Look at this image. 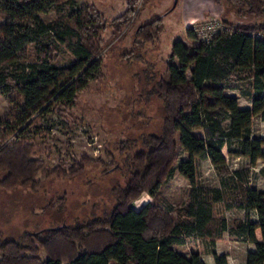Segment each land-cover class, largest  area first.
Listing matches in <instances>:
<instances>
[{"label": "trees", "instance_id": "obj_1", "mask_svg": "<svg viewBox=\"0 0 264 264\" xmlns=\"http://www.w3.org/2000/svg\"><path fill=\"white\" fill-rule=\"evenodd\" d=\"M69 1L0 0V19H5L0 22V92L9 103L0 120V189H37L40 174L44 179L74 176L90 161L84 155L80 162L51 168L41 157L47 147L32 133L49 110L64 111L92 81L103 78L102 33L107 26L97 8L74 4L52 23L41 18ZM126 1L128 9L111 24L119 38L132 29L133 23L127 26L140 0ZM226 1L239 16L250 14L258 22L224 21L234 33L217 35L211 44L188 27L192 44H173L167 76L158 84L166 114L162 134L144 136L143 149L127 157L129 180L114 187L115 206L87 222L62 223L18 238L0 236V264H206L201 253L185 255L175 246L195 238L216 247L230 231L227 218L216 216L218 204L244 210V220L233 232L255 245L245 264H264V190L250 186L247 169L235 170L226 180L234 186L233 198L200 185L197 177V159L210 160L219 169L231 157L247 159L251 166L264 161V139L252 135L254 118L264 119V0ZM161 22L139 25L136 42L143 45L158 37ZM59 47L72 56L71 63H58ZM234 89L252 102L251 108L240 107L239 97L229 93ZM182 151L188 159L178 162ZM176 171L190 189L189 201L173 217L160 195ZM145 193L152 200L135 209L133 203ZM253 211L257 222L251 219ZM211 254L216 264H228L226 255L215 249Z\"/></svg>", "mask_w": 264, "mask_h": 264}, {"label": "rangeland", "instance_id": "obj_2", "mask_svg": "<svg viewBox=\"0 0 264 264\" xmlns=\"http://www.w3.org/2000/svg\"><path fill=\"white\" fill-rule=\"evenodd\" d=\"M212 1L218 9L224 10L222 15H191L200 7V1L188 0V27L211 18H220L235 25L257 22L250 14L239 16L226 0H206L203 4ZM183 2L178 0L174 7L175 0H140L127 26L133 23L132 29L124 36L120 35V38L113 35L111 24L128 9L126 0H70L41 15L42 20L49 24L68 15L74 4L88 3L102 13L100 21L107 26L102 33L103 78L92 81L73 105L64 111L49 110L32 127L34 137L47 147L41 157L51 168L80 162L84 155L90 161L85 162L84 170L74 176L44 179L40 174L37 179L42 181L37 189L31 185L10 190L0 189L1 237L18 238L25 233L62 223L75 225L87 222L104 215L115 206L114 187L126 186L129 180L127 157L143 149L141 143L144 136L162 134L166 114L158 93V84L162 77L167 76L166 61L173 44L177 40L192 44L186 35ZM158 18H162V33L152 41L138 44L136 28ZM4 20L2 17L0 22ZM59 49L61 53L58 63H71L72 56L62 47ZM246 104L245 100L241 103L242 106ZM8 109V100L0 92V120ZM254 131L256 136L264 135V122L260 118L254 123ZM132 141H138V144H129ZM187 159L188 154L182 151L178 162ZM249 166L246 159L231 157L227 166L219 169L210 160L197 159L198 183L222 189L226 196L233 198L236 194L234 186L226 180L235 170L248 169ZM262 168L264 161L261 160L252 169L251 187L264 189ZM189 189V181L178 171L163 188L160 199L169 203L167 210L173 217H178L177 210L189 201ZM151 200V196L145 193L133 206L139 210ZM215 211L217 217L228 219L231 230L243 218L241 210H226L223 204L216 205ZM226 235V239L221 240L220 249L230 252L233 264H241L248 245L237 242L231 236L234 233ZM208 245L209 241L191 238L186 244L175 246V249L185 255L197 251L206 262L212 264L213 257L208 251Z\"/></svg>", "mask_w": 264, "mask_h": 264}, {"label": "crops", "instance_id": "obj_3", "mask_svg": "<svg viewBox=\"0 0 264 264\" xmlns=\"http://www.w3.org/2000/svg\"><path fill=\"white\" fill-rule=\"evenodd\" d=\"M200 1V7L199 8H197V11H195V12H191L190 14L192 15V14H195L196 16H198V15H203V14H205V13H207V14H214V13H216L217 15H222V13L224 12V10H220V9H218V6L216 5V3L214 2V1H212L211 3H206V5H204L203 4V2L204 1H206V0H199ZM183 12L185 13V17H186V26H187V28H188V0H184V2H183ZM258 22V21H257ZM254 24V23H253ZM230 94H232V95H234V96H237V97H239V100H240V107L241 108H243V109H249V108H251V106H252V102L248 99V98H246L245 96H243V94H242V92H241V90L240 89H234V90H231L230 92H229ZM246 101L247 102V104H246V106H242L241 105V103L243 102V101ZM258 118H260L263 122H264V119L262 118V116H257V117H255L254 118V120H253V126H252V135L253 136H255V137H258V138H262V139H264V135H262V136H256L255 135V131H254V123H255V121L258 119ZM238 159H244V158H238ZM247 160V159H246ZM248 161V160H247ZM259 161H261V160H259ZM259 161H258V163H259ZM263 161V160H262ZM211 162V161H210ZM248 163H249V161H248ZM258 163L256 164V166H249V168L247 169L248 171H249V173H250V178H251V175L253 174V172H252V169H254V168H256L257 167V165H258ZM261 172L263 173V175H264V168H262L261 169ZM256 188V187H255ZM258 189V188H257ZM260 190H264V189H260ZM242 212H243V218L241 219V220H238L236 223L238 224V223H240L241 221H243L244 220V217H245V212H244V210H241ZM251 219H252V221L253 222H257L258 221V215H257V212L256 211H253L252 212V214H251ZM228 220V219H227ZM236 228V227H235ZM234 230V229H233ZM233 230H231L230 229V231H227V232H225L224 233V236H225V238L224 239H226V237H227V235H226V233H234L233 232ZM232 237H234V239L237 241V242H242L243 244H246V245H248V247H247V250H246V255H244V258L241 260L242 262H241V264H245V262H246V259H247V255H248V253L249 252H253V251H255V245L253 244V243H251L250 241H248V240H245L244 239V237H243V235H231ZM221 242L222 241H218L217 242V244H216V247H213L210 243H209V245H208V251H209V253H210V255L213 257V255L211 254V252L213 251V249H215L216 250V252L221 256V255H226L227 256V260H228V264H233L232 263V261H231V254H230V252L229 251H227V250H221L220 249V244H221ZM202 255V254H201ZM202 258H203V255H202ZM203 260L205 261V259L203 258ZM205 263L206 264H210V263H208V262H206L205 261ZM212 264H216V262H215V259H214V257H213V262H212Z\"/></svg>", "mask_w": 264, "mask_h": 264}, {"label": "built area", "instance_id": "obj_4", "mask_svg": "<svg viewBox=\"0 0 264 264\" xmlns=\"http://www.w3.org/2000/svg\"><path fill=\"white\" fill-rule=\"evenodd\" d=\"M192 27L199 40L206 44H211L214 40V37L217 35H229L233 34L235 31L232 26L226 24L220 18L206 19L203 22L194 24ZM262 38L264 39V35Z\"/></svg>", "mask_w": 264, "mask_h": 264}, {"label": "water", "instance_id": "obj_5", "mask_svg": "<svg viewBox=\"0 0 264 264\" xmlns=\"http://www.w3.org/2000/svg\"><path fill=\"white\" fill-rule=\"evenodd\" d=\"M177 3H178V0H175V4H174V7H175V6L177 5ZM174 7H173V8H174Z\"/></svg>", "mask_w": 264, "mask_h": 264}]
</instances>
